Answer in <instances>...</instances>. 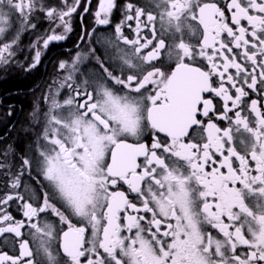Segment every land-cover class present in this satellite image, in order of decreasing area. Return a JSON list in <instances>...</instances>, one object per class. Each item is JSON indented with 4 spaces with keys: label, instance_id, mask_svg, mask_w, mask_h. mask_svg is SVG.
<instances>
[{
    "label": "snow or ice",
    "instance_id": "6c2138e0",
    "mask_svg": "<svg viewBox=\"0 0 264 264\" xmlns=\"http://www.w3.org/2000/svg\"><path fill=\"white\" fill-rule=\"evenodd\" d=\"M87 15L26 150L0 149V264H264V0H0V67Z\"/></svg>",
    "mask_w": 264,
    "mask_h": 264
},
{
    "label": "flooded vegetation",
    "instance_id": "af4514ba",
    "mask_svg": "<svg viewBox=\"0 0 264 264\" xmlns=\"http://www.w3.org/2000/svg\"><path fill=\"white\" fill-rule=\"evenodd\" d=\"M55 3V0H53ZM98 0H93L95 5ZM121 6L130 2V0H119ZM133 3H144L145 0H131ZM122 19V13L113 14L112 25L100 26L93 39L103 41L105 38L112 36L113 28L116 23ZM49 27L47 21H42L36 32H26L20 38L19 49L17 51L16 60L7 68L0 67V149L11 145L16 155H22L29 145L32 137L26 133L30 124V114L33 111L34 104L39 103L41 107H45L42 98L48 93L49 87L53 85V81L62 79L64 73L60 72L57 65L61 60L71 61L77 51V45L81 49L87 47L79 40L82 30L87 28L91 31L93 20L90 15L85 16L83 23L77 17L73 20V32L67 40L59 43L50 44L41 62L35 67L27 70V66L31 63V57L34 54L30 51L32 42L36 36L43 33ZM126 35H131L125 29ZM43 51V50H42ZM95 70V60L90 59L79 65L80 79H83L89 73ZM7 83H20L16 91H4L3 85ZM55 91V87L52 88ZM11 111V115L9 112ZM161 134V139H163ZM151 143L150 137L145 138ZM25 183L31 181L25 177ZM126 187V186H125ZM0 188H2V180H0ZM17 219H22L21 213L17 210L15 204L10 209ZM0 247L6 250L12 248V237L9 235L7 242Z\"/></svg>",
    "mask_w": 264,
    "mask_h": 264
},
{
    "label": "trees",
    "instance_id": "16d2710c",
    "mask_svg": "<svg viewBox=\"0 0 264 264\" xmlns=\"http://www.w3.org/2000/svg\"><path fill=\"white\" fill-rule=\"evenodd\" d=\"M20 83H7L3 85V90L4 91H16L18 90Z\"/></svg>",
    "mask_w": 264,
    "mask_h": 264
}]
</instances>
